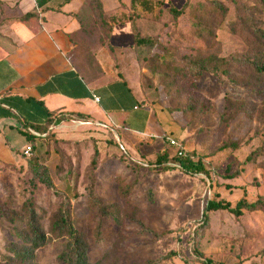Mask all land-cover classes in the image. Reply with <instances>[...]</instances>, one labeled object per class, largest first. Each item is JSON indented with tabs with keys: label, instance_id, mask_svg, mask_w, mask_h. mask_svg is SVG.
<instances>
[{
	"label": "rangeland",
	"instance_id": "374dc122",
	"mask_svg": "<svg viewBox=\"0 0 264 264\" xmlns=\"http://www.w3.org/2000/svg\"><path fill=\"white\" fill-rule=\"evenodd\" d=\"M103 1L91 0L80 12L72 62L86 79L122 77L137 98L151 103L163 134H176L207 172L181 170L167 141L149 155L137 145L129 149L119 135L124 153L89 114H60L38 131L30 155L20 149L19 163L0 167V264L8 263L15 231L25 225L17 214L29 195L26 159L32 156L52 182L35 181L43 228L58 204L68 203L89 264H135L165 253L158 264H264V77L249 62L262 48L254 29L264 28V0ZM212 1H220L224 13ZM171 7L182 11L174 15ZM209 54L233 61L229 72L204 70L196 79L185 74L186 58ZM153 139V145L160 142ZM23 140L14 130L12 145L6 144L14 153ZM160 152L165 163L155 162ZM241 197L262 198L263 205L239 214L207 210L196 232L207 199L233 205ZM65 240L48 233L35 250L38 264H65L57 257Z\"/></svg>",
	"mask_w": 264,
	"mask_h": 264
},
{
	"label": "crops",
	"instance_id": "0c3cea01",
	"mask_svg": "<svg viewBox=\"0 0 264 264\" xmlns=\"http://www.w3.org/2000/svg\"><path fill=\"white\" fill-rule=\"evenodd\" d=\"M87 2L0 0V167L20 162L19 150L30 143L27 127L34 130L33 124L66 111L120 125L125 145L149 155L165 147L167 136H176L163 134L151 103L137 98L122 77L86 79L72 62L71 35L79 28L75 14ZM14 130L24 140L13 153L6 143L12 145L8 135ZM156 137L160 142L153 145Z\"/></svg>",
	"mask_w": 264,
	"mask_h": 264
},
{
	"label": "trees",
	"instance_id": "16d2710c",
	"mask_svg": "<svg viewBox=\"0 0 264 264\" xmlns=\"http://www.w3.org/2000/svg\"><path fill=\"white\" fill-rule=\"evenodd\" d=\"M42 1V0H38ZM88 0L87 4L82 7L78 13L75 14L79 26V14L83 11L84 8L90 5ZM100 2L101 0H94ZM145 2V1H143ZM212 6L217 8L220 12L224 13L225 6L220 1H212ZM171 11L174 15H178L182 8L171 7ZM209 29H207L208 31ZM258 36V42L261 49H257L253 57L249 59L251 68L258 76L264 77V28H255L254 29ZM77 31V30H76ZM76 32L72 33L71 38L74 42V35ZM74 44V43H73ZM233 61L230 59L218 56L214 54H209L205 57H188L185 60V74L189 77L196 79L199 77L202 71L211 70V71H220L224 73L229 72V68L232 66ZM179 69L180 67H176ZM165 110L172 112L168 106L165 107ZM66 112H77V111H66ZM63 112V113H66ZM53 114L45 119L43 123L33 124L32 128L36 131H39L42 127H46L51 119L56 118L60 114ZM26 136L30 141V144L33 145L35 135L31 134L26 129ZM96 150H94L92 157L89 161L90 170L95 167L96 164ZM173 159L179 168L185 172H207L205 164L200 159H192L191 155L184 150V153L177 155L175 152L173 154ZM168 160V157L165 152H160L155 156V162L165 163ZM27 162V171H28V183H30L29 195L22 200L20 208L21 212L17 214V217H21L24 220V227L17 229L15 231L18 240L11 245H9L8 250L10 252L8 256L7 264H38L35 259V250L43 245L46 242L47 234L51 233L55 236H64L65 240V249L62 250L58 255V259L63 261L65 264H89L87 260L86 253V240L81 230L76 228L70 219L68 203H59L55 211L52 213L49 219L48 230H45L40 221V216L35 208L33 200V192L35 189V181H39L44 185H52L51 178L47 172V169L44 165L40 164L35 156L28 157ZM88 193L91 195V184L87 185ZM263 205V199L257 198L255 200H246L243 197L237 199L233 205H230L228 202L222 199H213L209 198L206 200L202 216L199 219L198 226L196 227V232L199 231L201 226H204L207 222V210L210 209H226L227 211L233 214H239L244 210H257ZM102 213L105 212L102 206H99ZM16 217V216H15ZM168 253L158 255L157 257L149 258L144 261L135 264H158L160 259L166 256ZM200 264H214L210 259H201Z\"/></svg>",
	"mask_w": 264,
	"mask_h": 264
},
{
	"label": "built area",
	"instance_id": "2783aa9c",
	"mask_svg": "<svg viewBox=\"0 0 264 264\" xmlns=\"http://www.w3.org/2000/svg\"><path fill=\"white\" fill-rule=\"evenodd\" d=\"M94 123L103 127V128H106L108 131H110L112 133L114 139L117 141V143L119 145L118 147L122 150V152H124V153L126 152V147L120 141L119 133L116 132V128H121L120 125H117V124L112 123V122L102 121V120H94ZM27 131H29L33 135H39L38 131L32 130L29 127H27ZM166 141L168 142L169 145L174 147V152L177 155H181L184 153V147H183V145H181V143L179 142V140L177 138L172 137V136H167ZM31 150H32V145L30 143H28L25 147H23L21 149V152L25 156H28L31 154ZM198 264H200V263H198Z\"/></svg>",
	"mask_w": 264,
	"mask_h": 264
}]
</instances>
